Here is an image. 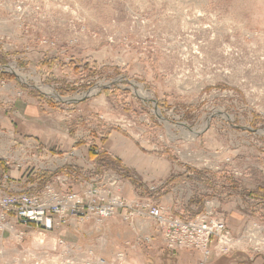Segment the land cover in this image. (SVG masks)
I'll list each match as a JSON object with an SVG mask.
<instances>
[{
    "label": "rangeland",
    "instance_id": "374dc122",
    "mask_svg": "<svg viewBox=\"0 0 264 264\" xmlns=\"http://www.w3.org/2000/svg\"><path fill=\"white\" fill-rule=\"evenodd\" d=\"M36 97L73 114L66 119L54 115L50 121L61 127L57 137L62 142L53 148L55 153L72 152L76 134L78 142H86L85 131L95 124L96 130L128 132L140 140L134 139L141 148L144 134L154 140L159 134L155 143H160L163 156L182 164L215 173L231 166L233 174L237 166L243 172L256 152L264 153V0H0V106L9 109L16 102L22 107ZM179 122L197 131V137L183 140L186 129ZM5 127L1 131H7ZM2 139L1 149L9 146L8 139ZM185 153L193 158L185 159ZM84 159L78 160L76 170L66 165L21 177L18 172L11 180L27 188L56 181L57 175H67L62 171L72 169L70 178L60 179L79 184L80 190L85 181L103 175L86 169ZM42 173H47L44 179L38 176ZM219 203L217 195H209L200 213L213 207L224 214ZM91 220L98 229L108 221L98 225ZM86 223L66 232H79ZM66 232L69 243L92 246L96 257L110 262L119 250L126 254L125 264H258L264 259V249L234 250L207 260L193 248L172 250L163 243L159 248L148 243L129 247L127 241L135 242L133 230L132 238H114L115 248L104 244L101 254L89 237L82 239L79 233L71 238ZM3 236L4 245L13 246L9 232ZM33 239L31 235L23 245L52 250L34 247Z\"/></svg>",
    "mask_w": 264,
    "mask_h": 264
},
{
    "label": "crops",
    "instance_id": "0c3cea01",
    "mask_svg": "<svg viewBox=\"0 0 264 264\" xmlns=\"http://www.w3.org/2000/svg\"><path fill=\"white\" fill-rule=\"evenodd\" d=\"M2 86L5 88L8 85ZM9 107L8 109L6 105L0 106L1 176L3 171L6 170V160L2 156L1 143L4 141L2 138H6L10 148L9 155L6 157L11 159L9 161L12 164L17 162L18 159L21 160V170L14 169L11 171L13 178H17L18 174L21 177V174L33 171V173H40L48 170L57 171L59 168L62 170L66 165H73L74 170H76L75 165L83 157L85 158L83 163L86 164V161L88 163L86 169L91 168L94 172L97 171V174L107 170L119 172L125 182L124 197L150 196L156 203L165 206L169 212L188 218L203 210L204 201L209 195H217L220 198V211L224 213L227 224L235 235L240 234L246 224L252 220L264 222L263 152H256L255 150L256 153L250 162L243 166L244 174L239 177L232 173L231 166H224L222 170L215 173L208 171V169L192 166L186 162L182 164L173 158H166L167 156H163L164 152L160 151V143H155L159 141L157 139L160 137L159 134L156 136V140L154 138L149 139L147 133L144 134L142 136L144 141H141L143 148H141L137 143L140 140L134 138V136L132 138L126 131L120 129L96 130L95 124H90L88 130L85 131L87 141L81 144L77 141L80 135H74L77 139H72L73 142L70 143L75 148L72 152H65L61 155V153H55L56 151L53 149L62 142L57 137L61 127L58 124L51 125L50 121L55 120V118H52L54 115L57 116L56 119H66L67 112L60 111L59 108H55L56 105L53 102L43 100V98L40 99V97L27 99L22 107L16 102L9 104ZM56 109L60 112H54ZM12 114L16 116H12ZM67 115L73 116L72 113ZM36 122H40L44 129H36ZM1 126L2 128L7 126V131H1ZM44 141H48L49 144L47 145ZM144 145L151 146V150L146 151ZM80 149H85L88 154H84L83 150ZM34 155L36 160H33ZM28 160L36 162V164L30 166L31 164H27ZM71 170L65 169L62 172H67V175L65 173L64 175H57V177L67 176L70 178L68 173L73 172ZM42 174L35 175L44 179L47 173ZM26 178H28V175ZM47 182L53 181L28 184L27 188H19L15 185V188L17 191L36 189L41 188ZM78 185L67 184L66 188L74 191L78 189ZM0 186H2L1 179ZM142 227L141 231L144 233L154 232L156 234L152 220H146ZM100 228L98 229L94 220H91L83 225L81 231L78 232L72 229L66 232V236L72 238L81 233L82 239L89 237L88 241L94 242V247L98 248V252L102 254V250L99 248L104 245L99 239L100 236L106 239L105 244L107 247L110 245L115 248L114 238H132L133 235L129 225L123 223L119 218L106 221ZM161 245L162 242L157 236L154 245H150V247L159 248ZM259 260L258 264L264 261L263 257Z\"/></svg>",
    "mask_w": 264,
    "mask_h": 264
},
{
    "label": "built area",
    "instance_id": "2783aa9c",
    "mask_svg": "<svg viewBox=\"0 0 264 264\" xmlns=\"http://www.w3.org/2000/svg\"><path fill=\"white\" fill-rule=\"evenodd\" d=\"M158 118L161 119L159 115ZM169 122L176 125L174 121ZM179 123L187 131H193L185 122ZM206 124L204 127L210 126L209 121ZM1 151L6 160V170L3 171L0 186V264H125L126 254L122 250L117 251L115 261L110 262L96 257L91 250L93 247L83 249L85 247L65 239L64 233L69 227L82 225L92 218L100 225L120 217L134 232L135 242L127 241L129 247H138L143 243L151 245L159 236L166 248L197 249L207 260L234 250L264 249V223L252 220L240 234L235 235L228 227L225 215L217 214L213 207L205 213L184 218L169 212L150 196L124 197V178L114 171H104L100 180L85 181L80 190H68L65 180L59 177L41 188L17 191L11 180V171L21 168V160L12 164L11 159L6 157L10 148L4 147ZM35 157L33 160H36ZM220 168L221 165L216 166V169ZM233 172L236 176L243 175L237 166H234ZM147 219L153 221L156 234L141 231ZM6 231L13 246L4 245L3 234ZM58 232L59 236L56 235ZM31 235L36 238L34 247L52 250L24 246Z\"/></svg>",
    "mask_w": 264,
    "mask_h": 264
},
{
    "label": "bare ground",
    "instance_id": "6f19581e",
    "mask_svg": "<svg viewBox=\"0 0 264 264\" xmlns=\"http://www.w3.org/2000/svg\"><path fill=\"white\" fill-rule=\"evenodd\" d=\"M24 77V76H23ZM47 91H49V88H45ZM144 94L146 95V97L147 98H149V99H151V95H149L148 93H145V91H144ZM156 113H159L158 115L160 116L161 114H160V111H159V108H157L156 109ZM161 117V116H160ZM163 117V116H162ZM164 121H165V123L167 124V125H169L168 124V122H167V120H165V118H164ZM206 124V123H205ZM207 125V124H206ZM168 128L170 129V126H168ZM183 129V128H182ZM185 130V129H184ZM183 131V130H182ZM169 132V131H168ZM195 132H197V131H195V130H193V131H191V132H189V131H183L182 133L184 134V135H182V136H185L186 138H182L183 140H185L186 139V142H189V141H191L194 137H197V135L199 134H194ZM169 134H170V132H169ZM175 134V133H174ZM174 134H173V132H172V134H170V136H174ZM184 158L185 159H191V158H193V157H191V155H189V154H184ZM100 241H101V243H102V245H104L105 244V240H104V238H102V239H100ZM99 247V246H98ZM102 247V246H101ZM96 264H100V263H96Z\"/></svg>",
    "mask_w": 264,
    "mask_h": 264
},
{
    "label": "water",
    "instance_id": "95a60500",
    "mask_svg": "<svg viewBox=\"0 0 264 264\" xmlns=\"http://www.w3.org/2000/svg\"><path fill=\"white\" fill-rule=\"evenodd\" d=\"M155 106L158 107V104L155 102ZM192 131V130H191Z\"/></svg>",
    "mask_w": 264,
    "mask_h": 264
}]
</instances>
